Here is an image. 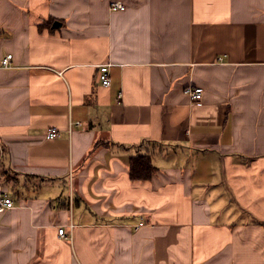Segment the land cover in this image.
Returning a JSON list of instances; mask_svg holds the SVG:
<instances>
[{
    "label": "crops",
    "instance_id": "1",
    "mask_svg": "<svg viewBox=\"0 0 264 264\" xmlns=\"http://www.w3.org/2000/svg\"><path fill=\"white\" fill-rule=\"evenodd\" d=\"M0 145V264H264V0H0Z\"/></svg>",
    "mask_w": 264,
    "mask_h": 264
},
{
    "label": "built area",
    "instance_id": "2",
    "mask_svg": "<svg viewBox=\"0 0 264 264\" xmlns=\"http://www.w3.org/2000/svg\"><path fill=\"white\" fill-rule=\"evenodd\" d=\"M111 9H124L125 5L120 1H112L110 3ZM13 54L8 53L2 60L1 66L5 68L12 67ZM99 79L102 85L109 86L111 84V76L109 73V63H104L99 68ZM186 93L191 97L192 100H200L203 96V87L188 85L185 89ZM121 96V95H120ZM83 123L81 121L71 119L69 122L68 130L72 131L75 126H80ZM47 136L49 138H56L60 135V128L57 126H50L47 129ZM1 146V145H0ZM16 205L15 200L11 193L0 185V215L6 210ZM140 224H143L141 222ZM73 225L71 224V227ZM59 235L66 238H72V230L68 231L65 226H60L58 229Z\"/></svg>",
    "mask_w": 264,
    "mask_h": 264
},
{
    "label": "trees",
    "instance_id": "3",
    "mask_svg": "<svg viewBox=\"0 0 264 264\" xmlns=\"http://www.w3.org/2000/svg\"><path fill=\"white\" fill-rule=\"evenodd\" d=\"M129 165H130V176L132 179L135 180L149 179L153 174L154 170L156 169L155 165L153 164L152 155L147 153L146 154L139 153L137 155L132 156L130 158ZM0 171H2L5 177L9 173L5 169H1Z\"/></svg>",
    "mask_w": 264,
    "mask_h": 264
},
{
    "label": "rangeland",
    "instance_id": "4",
    "mask_svg": "<svg viewBox=\"0 0 264 264\" xmlns=\"http://www.w3.org/2000/svg\"><path fill=\"white\" fill-rule=\"evenodd\" d=\"M14 183V182H13ZM13 183L10 184V186H13Z\"/></svg>",
    "mask_w": 264,
    "mask_h": 264
}]
</instances>
